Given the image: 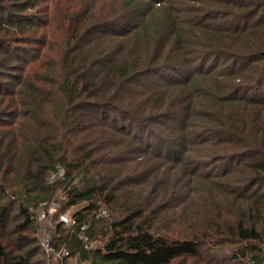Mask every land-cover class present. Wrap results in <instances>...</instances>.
Returning <instances> with one entry per match:
<instances>
[{"label":"trees","instance_id":"16d2710c","mask_svg":"<svg viewBox=\"0 0 264 264\" xmlns=\"http://www.w3.org/2000/svg\"><path fill=\"white\" fill-rule=\"evenodd\" d=\"M121 1L115 23L71 15L43 74L18 53L28 1L0 0V112L21 118L0 130V264H47L35 210L51 200L89 232L106 223L89 250L56 224L89 264H171L225 241L237 264H264V0Z\"/></svg>","mask_w":264,"mask_h":264},{"label":"rangeland","instance_id":"374dc122","mask_svg":"<svg viewBox=\"0 0 264 264\" xmlns=\"http://www.w3.org/2000/svg\"><path fill=\"white\" fill-rule=\"evenodd\" d=\"M8 1H10L8 3H13L17 1L19 2L20 0H8ZM27 1H28L27 9L22 15L24 17V21H34L35 27L33 26L34 28L27 33L26 36L28 37L27 39L23 38V42H21V47L24 50H20V52L18 53H20L23 57L27 58L31 66H39L38 71H40V73L43 74H48L49 72L56 73L60 67L58 62L63 58L64 54L70 48L68 41L70 40L69 23H70L71 15L75 14L78 11L79 13L84 12L88 9L89 11L85 15H88L89 13L96 11L93 14L95 16L94 20L96 24H98L97 22L99 21L100 22L104 21V19H107V21L108 19H111L112 23H115L114 21H117V15L119 14L123 4L121 0H27ZM163 4L164 2H162V5ZM155 6L159 7V3L156 2ZM9 11L10 10H5L3 21L12 19L14 15L15 17L18 18L19 14H13V12H9ZM1 15L2 14H0V18ZM18 20H22V19L18 18ZM100 28L101 27H99L98 25L96 29H100ZM87 39L90 40L91 38L88 37ZM44 54L46 55L45 56L46 58H43ZM22 64L24 63L18 62L17 65L14 66V68L18 69ZM16 69H14V72L16 71L15 73H18V70ZM48 70L50 71L47 72ZM4 79H5V83L8 84L9 82H6L9 81L8 77H5ZM9 87L11 88L14 86L13 84L9 83ZM43 111L46 112L48 116H51L53 113V108L51 105H49L48 107L43 109ZM20 119L21 118L15 113L14 110H10L9 112L1 111L0 130L8 127H15V125H18L20 123ZM24 122H22L21 120V123ZM20 130L27 131L26 126L22 125ZM4 142L5 140H3V143ZM54 196L61 197L62 189L59 188L55 192ZM204 200L205 197L202 199V201L198 202V205H203ZM77 208L78 207H73L70 208L68 211L70 212V214H72L73 211L76 210ZM105 225L106 223L96 220L95 223L92 225L93 228L91 227L90 229L91 231L93 229V233H94L92 238L94 249L103 248L105 244L107 238L105 234L106 233ZM238 247L239 244L235 243L234 241L215 243V245L209 246L206 251H203L199 257L176 260L173 261L171 264H237V261L235 262L231 257L236 252ZM41 256L44 257L45 262L47 264H60L59 262L49 261L45 253L44 255L41 254Z\"/></svg>","mask_w":264,"mask_h":264},{"label":"built area","instance_id":"2783aa9c","mask_svg":"<svg viewBox=\"0 0 264 264\" xmlns=\"http://www.w3.org/2000/svg\"><path fill=\"white\" fill-rule=\"evenodd\" d=\"M64 177L65 171L60 169L58 173H53L49 176L48 183L51 184ZM100 215L108 217L109 212L107 209H101ZM35 219L37 223L36 237L49 261L59 262L60 264H89L87 260L82 258L80 253L74 254L64 245L57 246L55 231L56 224H62L68 231L76 232L84 248L89 250L94 248V246L87 222L80 223L69 211L63 210L58 200L42 202L38 209L35 210Z\"/></svg>","mask_w":264,"mask_h":264}]
</instances>
